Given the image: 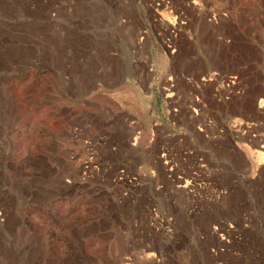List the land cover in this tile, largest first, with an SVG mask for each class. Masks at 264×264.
Listing matches in <instances>:
<instances>
[{"label": "rangeland", "instance_id": "374dc122", "mask_svg": "<svg viewBox=\"0 0 264 264\" xmlns=\"http://www.w3.org/2000/svg\"><path fill=\"white\" fill-rule=\"evenodd\" d=\"M129 257L264 264V0H0V264Z\"/></svg>", "mask_w": 264, "mask_h": 264}, {"label": "bare ground", "instance_id": "6f19581e", "mask_svg": "<svg viewBox=\"0 0 264 264\" xmlns=\"http://www.w3.org/2000/svg\"><path fill=\"white\" fill-rule=\"evenodd\" d=\"M49 209V208H48ZM48 209H47V216H48V218L51 220V221H53V220H55V218H54V216L52 215V212H50V211H48ZM51 210V209H50ZM149 255V254H148ZM151 256H147V258H150ZM122 258H124V257H122ZM118 259V258H117ZM137 259L135 258V257H132V258H128V262H126V261H124L123 259H121L120 260V263L119 264H134V263H136L137 261H136ZM136 261V262H135ZM138 264H151V261H149V260H147V259H140L138 262H137Z\"/></svg>", "mask_w": 264, "mask_h": 264}, {"label": "built area", "instance_id": "2783aa9c", "mask_svg": "<svg viewBox=\"0 0 264 264\" xmlns=\"http://www.w3.org/2000/svg\"><path fill=\"white\" fill-rule=\"evenodd\" d=\"M225 79H226V81L228 82V83H227V86H228L229 88L232 87L231 84H234V83H235V81L232 80V79H234L233 76H226ZM228 87H227V89L230 90ZM221 91H222L221 89H217V96H218V97H221V96H222V95L220 94Z\"/></svg>", "mask_w": 264, "mask_h": 264}]
</instances>
